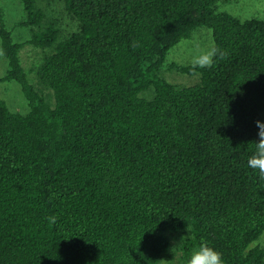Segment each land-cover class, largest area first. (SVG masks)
Segmentation results:
<instances>
[{
    "label": "trees",
    "instance_id": "obj_1",
    "mask_svg": "<svg viewBox=\"0 0 264 264\" xmlns=\"http://www.w3.org/2000/svg\"><path fill=\"white\" fill-rule=\"evenodd\" d=\"M62 1L77 22L65 38L40 0L19 22L51 99L0 9L3 80L30 107L0 98V264H158L176 236V264L203 242L224 264H264V179L246 164L264 122V19L217 0ZM202 26L227 59L193 86L168 82V51Z\"/></svg>",
    "mask_w": 264,
    "mask_h": 264
},
{
    "label": "rangeland",
    "instance_id": "obj_2",
    "mask_svg": "<svg viewBox=\"0 0 264 264\" xmlns=\"http://www.w3.org/2000/svg\"><path fill=\"white\" fill-rule=\"evenodd\" d=\"M40 4L46 8L48 18L56 19L63 38L77 29V22L65 10L62 0H40ZM217 9L245 20L251 18L264 19V0H217ZM0 9L6 29L11 33L13 42L19 44V56L28 79L38 89L51 99V91L44 88L36 79V67L40 62L42 51L29 44L31 39L30 29L19 25L25 19L23 0H0ZM214 47L212 31L207 27H199L193 31L191 37L180 41L171 48L166 56L160 76L168 82L179 86H193L200 80V76L187 75L171 68V65H191L194 56L202 51ZM1 49V39H0ZM9 69L8 60L0 55V98L6 103L13 113L26 115L30 111L28 101L25 98L21 86L13 81H5L3 78ZM180 237L171 239V249L161 256L158 264H176L180 256L178 249ZM264 248V234L256 243Z\"/></svg>",
    "mask_w": 264,
    "mask_h": 264
},
{
    "label": "clouds",
    "instance_id": "obj_3",
    "mask_svg": "<svg viewBox=\"0 0 264 264\" xmlns=\"http://www.w3.org/2000/svg\"><path fill=\"white\" fill-rule=\"evenodd\" d=\"M3 50L0 49V55H3ZM228 57V52L219 47H212L202 51L191 60L192 75L196 76L199 73L197 69H210L215 66L217 61L225 60ZM257 131V140L252 142L255 151L247 159V167L258 173L260 179H264V122L255 121ZM50 221L54 224L56 217H50ZM188 264H224L222 255L212 247H209L207 242L200 244L198 250L194 251L190 257Z\"/></svg>",
    "mask_w": 264,
    "mask_h": 264
}]
</instances>
